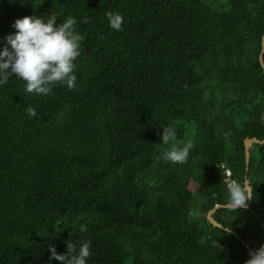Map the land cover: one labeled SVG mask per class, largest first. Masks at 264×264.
<instances>
[{
	"label": "trees",
	"instance_id": "trees-1",
	"mask_svg": "<svg viewBox=\"0 0 264 264\" xmlns=\"http://www.w3.org/2000/svg\"><path fill=\"white\" fill-rule=\"evenodd\" d=\"M51 15L83 37L77 87L0 85V264H62L49 246L86 240L87 264H245L241 241L264 244V0H0V48ZM167 125L184 163L159 158ZM245 173L247 207L212 214L236 238L206 214Z\"/></svg>",
	"mask_w": 264,
	"mask_h": 264
},
{
	"label": "clouds",
	"instance_id": "clouds-1",
	"mask_svg": "<svg viewBox=\"0 0 264 264\" xmlns=\"http://www.w3.org/2000/svg\"><path fill=\"white\" fill-rule=\"evenodd\" d=\"M108 21L110 28L119 31L124 18L119 13H108ZM13 27L16 31L5 37L6 44L0 48V85L15 74L26 82L21 86L25 93L48 95L56 84L66 85L69 90L77 87L74 61L80 55L83 37L77 31L75 18L69 17L57 24L55 15L49 16L46 22L25 16L16 19ZM27 115L36 116V109L29 107ZM161 139V143L169 147L160 153V159L172 163L186 162L193 148L191 142L179 145L175 129L168 125L163 128ZM227 192L224 207L228 210L244 208L252 198V187L247 182L234 180L227 185ZM80 231H87V226L81 225ZM49 251L50 259L62 264H87L91 241L79 245L67 242L65 254H57L52 246ZM245 264H264V244L249 253Z\"/></svg>",
	"mask_w": 264,
	"mask_h": 264
},
{
	"label": "water",
	"instance_id": "water-1",
	"mask_svg": "<svg viewBox=\"0 0 264 264\" xmlns=\"http://www.w3.org/2000/svg\"><path fill=\"white\" fill-rule=\"evenodd\" d=\"M263 53H264V35L261 37V41H260V53L258 55V62L261 66V69H262V74H263V77H264V62H263ZM263 115V114H262ZM263 141H260L256 138H251V139H245L244 142H243V148H244V158H245V171L247 172L248 170V164H249V157H250V147L252 144H262ZM246 173L244 175L245 177V181L244 182H248V180L246 179ZM229 177V180H232L233 177L230 175L228 176ZM247 207V205H246ZM244 207V208H246ZM219 208H225L224 205H220V204H217L214 206L213 209H211L207 214H206V218L208 220V222L214 226V227H217V228H220V229H223L225 230L226 232L228 233H231L232 235H234L236 238H239L238 235L233 232L232 230L228 229V228H224L221 224H219L218 222H216L213 218H212V214ZM242 244L245 246V248L248 250V253L252 252L253 250L243 241H241Z\"/></svg>",
	"mask_w": 264,
	"mask_h": 264
},
{
	"label": "rangeland",
	"instance_id": "rangeland-1",
	"mask_svg": "<svg viewBox=\"0 0 264 264\" xmlns=\"http://www.w3.org/2000/svg\"><path fill=\"white\" fill-rule=\"evenodd\" d=\"M195 189V185L194 184H191L190 185V190H194Z\"/></svg>",
	"mask_w": 264,
	"mask_h": 264
}]
</instances>
